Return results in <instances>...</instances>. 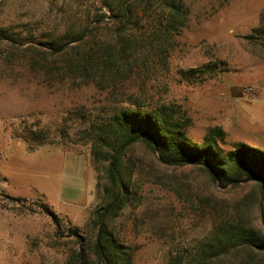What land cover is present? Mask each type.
Masks as SVG:
<instances>
[{"label":"rangeland","instance_id":"obj_1","mask_svg":"<svg viewBox=\"0 0 264 264\" xmlns=\"http://www.w3.org/2000/svg\"><path fill=\"white\" fill-rule=\"evenodd\" d=\"M103 1L0 0V264H63L81 237L94 235L89 222L104 204L105 180L82 129L108 96L121 100L140 82H73L60 72L68 55L55 54L50 43L82 29L85 49L95 31L111 39L117 24L95 27L107 11ZM186 2L191 19L166 69L146 85L143 103L185 110L194 142L221 126L226 149L244 142L264 150V41L247 37L264 27V0ZM208 63L210 73L185 75ZM42 128L45 142L30 138ZM132 154L133 200L114 233L137 246L135 264H166L172 249L197 244L221 219H241L264 234L255 181L223 186L201 166L165 164L144 146ZM233 260L264 264V252L240 249L225 263Z\"/></svg>","mask_w":264,"mask_h":264},{"label":"trees","instance_id":"obj_2","mask_svg":"<svg viewBox=\"0 0 264 264\" xmlns=\"http://www.w3.org/2000/svg\"><path fill=\"white\" fill-rule=\"evenodd\" d=\"M103 7L107 11L99 15L95 27L104 28L105 21L107 28L117 24L112 38L97 37L95 31L85 49V29L77 36L69 31L56 37L50 43L54 53L68 55L59 64L60 72L73 82L94 83L99 88H114L131 77L140 86L124 93L121 100L108 96L101 105L103 111L86 118L82 132L91 142L94 161L105 180L104 204L89 222L94 235L81 237L63 264H135L137 246L115 234L114 226L133 200L131 186L138 163L132 150L139 146L168 165L201 166L223 186L238 185L243 179L255 181L264 224V150L244 142L226 149V131L221 126L212 127L202 142H194L189 136L192 119L185 110L175 103L157 100L146 105L142 101L146 85L166 69L176 38L191 19L186 0H104ZM247 37L264 41V27H255ZM213 68L208 63L185 71V75L197 77ZM44 130H32L30 138L45 142ZM45 209L59 226L57 215L50 207ZM240 249L264 252V234L230 217L216 223L197 244L172 249L166 264H227L225 260Z\"/></svg>","mask_w":264,"mask_h":264},{"label":"crops","instance_id":"obj_3","mask_svg":"<svg viewBox=\"0 0 264 264\" xmlns=\"http://www.w3.org/2000/svg\"><path fill=\"white\" fill-rule=\"evenodd\" d=\"M83 170H84V168H83Z\"/></svg>","mask_w":264,"mask_h":264}]
</instances>
